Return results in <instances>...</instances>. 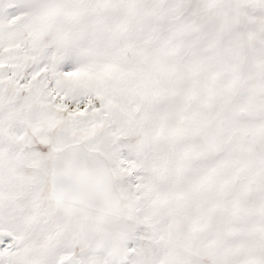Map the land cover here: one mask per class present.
<instances>
[{
    "label": "snow or ice",
    "instance_id": "1",
    "mask_svg": "<svg viewBox=\"0 0 264 264\" xmlns=\"http://www.w3.org/2000/svg\"><path fill=\"white\" fill-rule=\"evenodd\" d=\"M0 264H264V0H0Z\"/></svg>",
    "mask_w": 264,
    "mask_h": 264
}]
</instances>
